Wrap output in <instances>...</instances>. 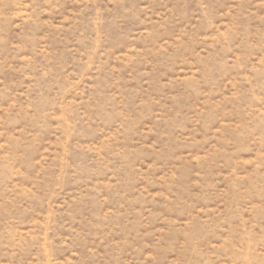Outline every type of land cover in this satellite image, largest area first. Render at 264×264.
I'll return each instance as SVG.
<instances>
[{"label": "rangeland", "instance_id": "obj_1", "mask_svg": "<svg viewBox=\"0 0 264 264\" xmlns=\"http://www.w3.org/2000/svg\"><path fill=\"white\" fill-rule=\"evenodd\" d=\"M0 264H264V0H0Z\"/></svg>", "mask_w": 264, "mask_h": 264}]
</instances>
